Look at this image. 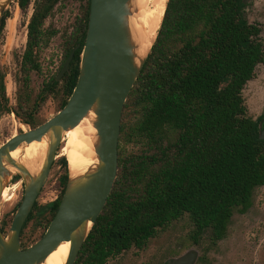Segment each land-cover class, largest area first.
Listing matches in <instances>:
<instances>
[{"label":"trees","instance_id":"trees-1","mask_svg":"<svg viewBox=\"0 0 264 264\" xmlns=\"http://www.w3.org/2000/svg\"><path fill=\"white\" fill-rule=\"evenodd\" d=\"M31 1L18 0L23 12ZM60 1L66 0L34 2L12 107L0 83V113L14 112L31 127L43 123L37 115L50 96L59 100L60 110L66 105L80 72L90 0H81V13L65 35L63 63L80 44L69 70L57 80L62 63L38 92L31 86L32 72H42V50L58 33L46 21ZM245 8L243 0H168L157 39L124 107L117 179L75 264H107L186 216L192 244L204 250L199 264L226 237L234 213L252 206L255 190L264 186V140L258 127L264 113L257 119L250 115L243 91L264 62V39ZM10 16L8 9L1 16L0 32ZM59 161L65 171L62 192L46 204L36 200L21 231L24 248L29 223L43 226L42 237L58 211L69 175L66 156Z\"/></svg>","mask_w":264,"mask_h":264},{"label":"water","instance_id":"water-1","mask_svg":"<svg viewBox=\"0 0 264 264\" xmlns=\"http://www.w3.org/2000/svg\"><path fill=\"white\" fill-rule=\"evenodd\" d=\"M134 1L90 0L80 72L66 105L47 121L13 135L0 146V210L3 192L10 177L17 172L24 185L23 199L7 234L3 232L0 221V264H44L48 256L64 242H70L64 264H75L84 242L101 215L118 175L124 107L161 27L150 50L140 55L130 21ZM11 2L0 0V18ZM244 2L248 3L249 0ZM79 46L70 52L56 76L57 80L69 70ZM91 112L95 114L92 125L96 128L94 149L97 162L76 174H72L69 169L56 215L44 235L23 248L22 228L57 158L65 133L78 126ZM258 127L259 137L264 140V117ZM45 138L47 148L41 166L37 171H31L23 162L25 146ZM18 148L21 153L15 158L13 152ZM199 255V250L192 247L179 256L167 259L166 264H195Z\"/></svg>","mask_w":264,"mask_h":264},{"label":"rangeland","instance_id":"rangeland-1","mask_svg":"<svg viewBox=\"0 0 264 264\" xmlns=\"http://www.w3.org/2000/svg\"><path fill=\"white\" fill-rule=\"evenodd\" d=\"M83 1H61L54 7L46 21V27L58 29L48 46L41 53L42 72H32L31 86L34 93L38 92L44 82L53 74L58 73L64 58L65 35L72 30L77 16L80 15ZM11 17L7 19L3 32H0V78L4 73L6 96L9 107L16 103L17 84L15 73L18 70V59L24 53L27 41L28 22L33 12L31 4L27 12H23L16 0L8 6ZM251 21L259 22L263 28L264 37V0H253L247 8ZM1 83V79H0ZM250 115L257 119L264 113V63L258 65L255 77L250 80L243 91ZM1 95V91H0ZM60 110L59 100L50 96L41 106L38 119L47 121ZM29 125L23 123L14 113H0V146L13 135L28 130ZM62 141L57 151V158L49 172L47 180L37 198L40 204H46L57 199L62 192L60 178L64 172L59 159L65 155ZM129 150L137 147L128 145ZM14 173L7 184L9 197L2 199L1 216L5 221V234L8 233L16 213L17 204L24 195L23 180L15 179ZM18 209V208H17ZM192 229L190 219L186 216L175 221L166 229L158 231L143 247H132L107 264H166L167 259L179 256L188 249L195 247L200 255L204 253L201 246L193 245L189 238ZM43 226L36 225V220L26 228L24 242L26 246L40 239ZM198 261V260H197ZM197 264V262L195 263ZM199 264H264V186L255 190L253 204L245 213L236 211L232 217L227 235L207 252V259Z\"/></svg>","mask_w":264,"mask_h":264},{"label":"bare ground","instance_id":"bare-ground-1","mask_svg":"<svg viewBox=\"0 0 264 264\" xmlns=\"http://www.w3.org/2000/svg\"><path fill=\"white\" fill-rule=\"evenodd\" d=\"M167 0H135L134 12L130 18L134 37L138 43V53L145 55L151 48L158 29L161 25L166 9ZM94 113L91 112L74 129L65 133L63 139V152L67 157L68 166L72 174L84 171L89 165L97 162L94 149L96 128L92 125ZM47 139L34 141L25 146L23 162L31 171H37L46 153ZM21 149L13 152V157L18 158ZM8 187L4 189L3 199L9 197ZM70 248V242L62 243L53 251L44 264H64Z\"/></svg>","mask_w":264,"mask_h":264},{"label":"flooded vegetation","instance_id":"flooded-vegetation-1","mask_svg":"<svg viewBox=\"0 0 264 264\" xmlns=\"http://www.w3.org/2000/svg\"><path fill=\"white\" fill-rule=\"evenodd\" d=\"M14 0H12V2H13ZM67 1V0H66ZM81 1V0H80ZM244 1V0H243ZM253 0H249V2L248 3H245L244 2V4L246 5V8H245V10H246V14H247V8H248V6H250V4H251V2H252ZM16 2H17V4L19 5V2H18V0H16ZM34 2H35V0H32L31 1V3H30V5L32 4L33 5V11H34ZM61 2V1H60ZM59 3V2H58ZM57 3V4H58ZM11 4V3H10ZM30 5H29V7H30ZM56 6V5H55ZM20 7V6H19ZM21 9V8H20ZM22 10V9H21ZM54 10V9H53ZM33 13V12H32ZM31 16H32V14H31ZM31 16H30V18H31ZM11 17V16H10ZM10 17H8V18H10ZM50 17V16H49ZM48 17V18H49ZM247 17H248V14H247ZM7 18V19H8ZM248 19H249V17H248ZM250 20V19H249ZM7 21V20H6ZM29 21H30V19H29ZM251 21V20H250ZM251 22H256V21H251ZM259 23V22H258ZM28 24H29V22H28ZM260 24V23H259ZM6 26V25H5ZM260 26H261V24H260ZM27 27H28V25H27ZM261 28H262V26H261ZM5 29V28H4ZM3 32V31H2ZM27 34H28V31H27ZM262 37H263V28H262ZM263 39H264V37H263ZM26 43H27V41H26ZM26 48V47H25ZM25 51V50H24ZM22 58V57H21ZM20 58V59H21ZM20 59H18V62H19V60ZM65 62V61H64ZM264 63V62H263ZM18 64V63H17ZM64 64V63H63ZM258 67V66H257ZM257 70V69H256ZM60 72V71H59ZM0 79H2L3 81H4V73H3V75L1 76V78ZM5 86V85H4ZM6 90V89H5ZM12 113H14V112H12ZM263 115V114H262ZM45 122V121H44ZM42 124V123H41ZM40 125V124H39ZM30 128H32L31 126H29ZM54 164V163H53ZM53 166V165H52ZM62 167H63V165H62ZM52 168V167H51ZM63 170H64V168H63ZM64 173H65V171L62 173V175H64ZM62 175H61V177H62ZM60 181H61V178H60ZM45 184V183H44ZM24 186V185H23ZM44 186V185H43ZM43 188V187H42ZM19 207V206H18ZM0 216H1V210H0ZM0 221H1V219H0ZM1 225H2V221H1ZM2 228V227H1ZM3 232H5V231H3ZM22 242V241H21ZM24 248V247H23Z\"/></svg>","mask_w":264,"mask_h":264}]
</instances>
